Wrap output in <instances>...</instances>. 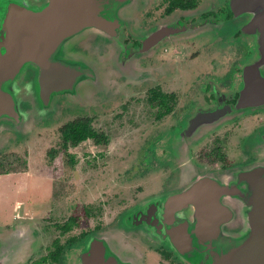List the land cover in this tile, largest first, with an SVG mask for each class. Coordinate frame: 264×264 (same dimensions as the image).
Wrapping results in <instances>:
<instances>
[{
	"label": "water",
	"instance_id": "1",
	"mask_svg": "<svg viewBox=\"0 0 264 264\" xmlns=\"http://www.w3.org/2000/svg\"><path fill=\"white\" fill-rule=\"evenodd\" d=\"M137 3L0 0V147L3 130L24 133L30 116L48 119L57 112L60 98L76 100L79 87L85 96L86 83L95 81L91 61L80 58L86 36L90 43L99 36L107 53L117 41L127 61H136L161 42L164 26L149 36L141 51L126 48L118 30L125 26L137 33L134 13L143 8ZM231 6L238 22L220 25L234 24L254 35L258 60L245 68L244 87L234 108L200 113L177 132L176 145L185 146L178 159L183 161L181 168L188 164L187 146L206 129L241 112L264 109V0H232ZM249 14L251 20L240 19ZM70 56L75 61H69ZM110 96L114 94L106 100ZM181 174L188 179L184 186L128 210L119 228L91 236L86 253L92 254L93 264H144L139 251L125 243L133 234L166 244L185 264H264V159L224 174L197 175L192 166L182 168ZM21 228L10 231L12 239L0 233V264H25L36 250L29 228Z\"/></svg>",
	"mask_w": 264,
	"mask_h": 264
},
{
	"label": "rangeland",
	"instance_id": "2",
	"mask_svg": "<svg viewBox=\"0 0 264 264\" xmlns=\"http://www.w3.org/2000/svg\"><path fill=\"white\" fill-rule=\"evenodd\" d=\"M144 2L147 5L137 14L143 19L139 23L140 29L147 28L152 20L155 23L160 21L163 11H157L155 7L160 4V0H138L136 6ZM123 30L125 34L132 31L125 26ZM120 35L123 34L120 32ZM192 45L188 44L184 50H194ZM215 45L216 51H219L222 45ZM109 51H103V58H110V61H91L95 81L94 84L86 83L88 90L85 96L79 87L76 100L60 98L57 112L48 119L36 121L30 116L23 125L24 133L2 131L0 228L18 222L14 219L16 203L27 204L30 201L32 207L29 208L32 211H27L25 217L44 222L40 225L44 235L37 238L34 256L41 254V249L57 237L61 243H65L64 260L73 251H82L88 235L119 228L128 210L184 186L188 179H184L182 174L180 178L177 175L182 168L186 170L192 166L197 175L206 174L208 170H220L222 163L212 160L217 156L214 152L220 147L219 154L227 158L229 165L223 169L226 173L242 167L238 165L245 164L243 148L247 136L261 124L259 118L239 119L236 123L226 120L215 129H206L198 140L187 146L188 164L181 168L183 161L178 159L183 156L185 146H177L172 140L185 116L194 115L198 108L205 109L203 100L198 99L199 95L190 98L195 104L194 112L191 110V101L184 98L186 92L177 90L175 100L178 104L175 106L173 103L171 113L158 119V108H149L147 104L151 94L147 91L150 86L146 61H126L123 68L119 58L122 59L124 53H120L117 41L109 46ZM216 51L211 53L206 46L203 48L200 59L204 61H200L199 73L221 75L229 73L231 69L233 73V62L223 61V55ZM172 53L173 49L170 50ZM178 62L177 71L189 61ZM185 87L191 90L188 83ZM138 91H142L141 101H127L136 99L130 97ZM169 91H174V87ZM112 94H127V97L118 99L110 96L106 100V96ZM124 103H130L126 110L121 108ZM89 118L93 120L92 128L100 135L104 134L108 143L99 144L90 139L78 145L69 143L65 148L62 130L71 122ZM211 152L213 155L209 156ZM71 157L74 158V164ZM80 207L89 211L90 215L79 217V225L71 231L62 234L61 230L51 225L63 224L81 211ZM97 226L101 229L96 230ZM9 233L5 231L2 236ZM85 233L87 237L80 238ZM75 237L79 239L73 241ZM69 238L71 241L66 242ZM125 243L141 251L139 253L140 256L144 255V264H185L172 249L177 260L174 257L166 259L159 252L161 247L157 244L160 243L143 235H129ZM73 258L74 264H81L79 259Z\"/></svg>",
	"mask_w": 264,
	"mask_h": 264
},
{
	"label": "flooded vegetation",
	"instance_id": "3",
	"mask_svg": "<svg viewBox=\"0 0 264 264\" xmlns=\"http://www.w3.org/2000/svg\"><path fill=\"white\" fill-rule=\"evenodd\" d=\"M160 1V4L155 6L157 11L163 10L161 13L160 21L155 23V21L153 22L152 20L147 28L140 29L139 23H142L143 19L138 16L140 10H137L134 13V20L136 22L135 28L138 30L137 33L132 34L129 31L125 34L124 30L121 31V29H119L118 32H121L123 34L121 36L126 48L131 52L135 53L143 49L144 42L149 38L151 34H156V32L160 31L163 26L166 27L164 30L166 36H164L162 39L161 37H158L159 41L161 42L154 49L147 51L143 56L139 57L137 60L141 61V63L146 61L147 65L145 67L149 71L148 85L150 86L147 91L151 94L149 99L147 98V104L149 105V108H158V117L161 112H166L168 109L172 111L173 103H175V106L178 104L175 100V96H178L177 90H182L183 93L186 92L184 98H187L189 101H191L190 105H192L193 107L190 106V108L192 107L191 110L193 111L195 104L190 98L197 97L199 95L200 97L198 99L203 100L205 104V106L203 105V107L205 109L198 108L194 115L190 117L185 116L182 119L180 128H178L179 131H181L184 130L187 125L192 120H194L200 113H211L219 108L230 109L236 106L240 97L241 90L244 87V70L246 67L254 64L258 60V41L254 35H251L250 33H245L241 29H236L234 24L232 27H221L220 24L223 23L238 22L236 13L234 12V9L231 6L232 0ZM145 4L147 5V2H144L143 8ZM246 18L247 20H251V15L249 14L244 15V17H240L243 22H245ZM219 25L220 27H218ZM94 39L95 41H91L90 43L89 36H86V38H84L86 46L83 51L85 53L82 52L83 56L80 57L82 61H110L109 58H103L104 46L99 41L100 37L97 36ZM188 44H193L192 46L194 50H184V48H186ZM215 44L222 45L219 48V51H216ZM205 46L210 49L211 53L216 51L223 55V61L226 60L228 61V63L233 62V67H235L233 69V73H231L232 69L229 71V73L221 75H205L199 73L198 68L201 65L200 61H204V59H200V53ZM171 49H173L172 54H170ZM93 52H95L96 54H93ZM68 54L72 55L71 52H68ZM178 54H180L182 57L179 58L178 56L180 55ZM94 55H97L96 59ZM72 60V56H70L69 61ZM127 60V56H125L124 54L122 61ZM178 61L189 62H187L177 71L176 68L179 64ZM173 71H176V73H174ZM203 80L205 81L203 82ZM186 83L189 84V89L191 90H188L185 87ZM173 87L174 91H169V89ZM141 93L142 91H138L134 94L133 97H130L136 99L132 101L131 99H128L127 101H129L130 103L137 102L138 100L141 101ZM115 97L125 98L127 97V94H123V96H116L115 94L114 98ZM130 103H124L121 108L123 110H126ZM171 111L168 114H170ZM240 114V116L236 117L230 122L236 123L239 122V119L256 120L257 118H259L261 122L260 126L255 128L247 136V141L245 142L243 148L245 164L238 165L244 167L253 163H257L260 160L264 159V109L259 111L250 110L243 113L241 112ZM164 116H162L161 118H163ZM177 132L172 140L173 144H176V141L178 139L176 137ZM191 148L192 147H190V149ZM216 151L217 152H214V154H216L217 156L220 155L219 153L221 151V147ZM212 155L213 152H211L209 156ZM221 156L224 158L223 161H219L217 160V158L215 159V157L212 159L213 161L222 163L221 167H219L220 170H208L206 174H224L226 172V170L223 169L224 167L229 166L227 164V158L222 154ZM197 169L200 170L198 167ZM202 173H205V171L200 172V174ZM180 174V171H178L177 175L179 176V178ZM29 207H32L30 201H28L27 204L16 203L14 208V219H17L18 222L16 224H12L9 227L0 228V233L3 234L5 231H14L18 228L25 227L23 224L25 223L27 224V226L31 227L26 228H29V230L31 231L32 238L35 240L34 243L37 242V238L41 235H44L40 227V225H42L44 222H40L39 220L33 218L25 217L27 211H32V209H30ZM23 208H25V210L23 213H21L20 210H22ZM21 214H23L24 216ZM67 221H65L63 224L52 223L51 225L61 230L62 234H65L62 232V227ZM6 235V237L12 239V237H9V234ZM91 236L92 235H88V238L85 240L82 251H75L76 254L73 251V253L69 254V256H67L65 260L63 259L65 243H61L60 238L57 237L53 239L50 245H47L45 246V248L43 247L41 249V254H36L35 256L31 255L28 263L50 264L49 255L52 252L57 251L56 249L58 247H62V253L59 258V262H52V264H74L72 261L74 260L73 257H75V260L79 259V263L81 264H93L92 254L90 252L86 253L90 245L89 240L91 239ZM84 237H87V235L80 238ZM74 239L77 240L79 238H72L73 241ZM69 241H71L70 238L66 242ZM157 245L161 247L159 248L160 251L158 248L157 250L163 253L166 259H170L172 257L176 258L175 255L172 254L171 248L169 246L161 243ZM139 252L141 251L139 250ZM36 256H38V258ZM143 257L144 255L142 256V259ZM167 261L173 263L172 260Z\"/></svg>",
	"mask_w": 264,
	"mask_h": 264
},
{
	"label": "trees",
	"instance_id": "4",
	"mask_svg": "<svg viewBox=\"0 0 264 264\" xmlns=\"http://www.w3.org/2000/svg\"><path fill=\"white\" fill-rule=\"evenodd\" d=\"M171 110L168 109L166 112H161L159 117L161 118L162 116L168 114ZM158 117V119H160ZM92 118L89 119H85V120H80L77 122H71L69 124L66 125V127L62 130V137L64 139V147L67 148L69 143H72L73 145H78L81 142H84L86 140H94L97 143H103L106 144L108 143V138H106V136L100 135L99 133H97L93 128H92ZM217 158V160L219 161H223L224 158L221 155H218L217 157H215V159ZM71 162L72 164H74V158L71 157ZM79 212H77L72 218H70L65 225L62 227V232L66 233L69 232L70 230L73 229V227L78 226L79 222H78V218L79 217H83L86 216L88 217L90 215L89 211H87L84 208L80 207ZM101 227L97 226L96 230H100ZM83 236H86V233L83 234ZM76 240V239H74ZM57 245V243H56ZM57 251L52 252L49 255V261L50 264H52V262H59V258L61 256L62 253V247H58L56 249ZM39 264V263H36Z\"/></svg>",
	"mask_w": 264,
	"mask_h": 264
}]
</instances>
